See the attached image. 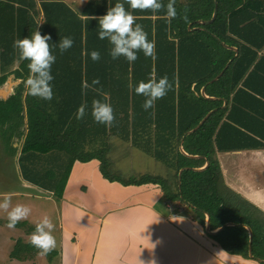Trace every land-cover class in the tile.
<instances>
[{"label": "trees", "instance_id": "16d2710c", "mask_svg": "<svg viewBox=\"0 0 264 264\" xmlns=\"http://www.w3.org/2000/svg\"><path fill=\"white\" fill-rule=\"evenodd\" d=\"M116 2L87 0L78 14L62 0H0V86L10 75L20 80L14 93L0 100V124L25 121L17 160L23 180L60 200L73 164L96 160L110 183L156 185L164 205L189 210L203 227L207 213L211 231L223 227L208 235L219 247L264 264V213L224 184L216 158L217 151L264 148V0H176L175 19L164 12L133 11L126 4L156 46L155 59L140 52L134 63L113 60L110 43L98 39V19H90L105 15ZM215 8L212 23L198 24L210 20ZM38 20V30L51 36V45L63 37L74 40L62 55L53 50L51 101L27 94L28 62L19 60L12 46L30 37ZM93 50L101 54L98 62L91 60ZM153 72L157 79L167 75L173 88L145 111V97L136 95L134 87ZM94 79L100 83L84 87ZM203 87L208 98L200 94ZM94 99L113 107L112 126L94 122ZM82 104L86 115L77 119ZM115 138L164 165L167 174L118 175L110 156ZM181 142L188 155L201 158L183 155ZM206 162L205 169L194 170Z\"/></svg>", "mask_w": 264, "mask_h": 264}, {"label": "crops", "instance_id": "0c3cea01", "mask_svg": "<svg viewBox=\"0 0 264 264\" xmlns=\"http://www.w3.org/2000/svg\"><path fill=\"white\" fill-rule=\"evenodd\" d=\"M24 123L0 124V151L6 148V155H13L16 168V175L0 169V181L12 185L2 184L0 200L10 193L12 206L31 209L28 219L14 229L7 227V213L0 211V264H259L226 253L192 212L164 205L158 186L108 182L96 160L73 164L60 200L32 186L23 180L17 164ZM216 158L224 184L264 213V148L217 151ZM44 216L54 223L57 241L48 255H40L29 241Z\"/></svg>", "mask_w": 264, "mask_h": 264}, {"label": "clouds", "instance_id": "9594fccd", "mask_svg": "<svg viewBox=\"0 0 264 264\" xmlns=\"http://www.w3.org/2000/svg\"><path fill=\"white\" fill-rule=\"evenodd\" d=\"M133 11L150 12L158 14L164 12L169 18H177L176 0H168L167 4L163 0H118L114 7H109L106 14L98 19V39L107 40L112 46L110 56L113 60L123 57L127 62L134 63L139 57L138 53L143 52L146 58H156V46L148 39V33L143 25L136 22V17L132 11L126 9L125 5ZM182 19L187 20V15ZM50 35H42L38 27L31 33L30 37L17 39L13 42L19 60L27 61L29 75L25 80V90L28 95L37 97L45 101L53 99L52 67L56 63L54 49H59L60 54H64L74 45L71 37H63L56 45H51ZM91 60L98 62L101 59L99 51L93 50L90 53ZM100 83L99 79H94L92 85L85 84L84 87H92ZM132 86L130 85V88ZM173 88V83L169 81L167 75L157 79L155 73H151L147 82L140 81L135 87V94L145 97L142 105L145 111L155 107L156 101L163 99ZM102 93V89H95ZM106 95V94H103ZM87 105L82 104L77 110V119H83L86 115ZM91 116L97 124L112 126L116 117L113 107L100 99H94L91 105ZM0 211L7 213L9 229H14L16 225L28 219L31 209L22 204L12 206V196L5 193L0 200ZM55 225L48 216H44L35 225V230L30 234V244L39 251L40 255H48L57 247V241L52 234Z\"/></svg>", "mask_w": 264, "mask_h": 264}, {"label": "rangeland", "instance_id": "374dc122", "mask_svg": "<svg viewBox=\"0 0 264 264\" xmlns=\"http://www.w3.org/2000/svg\"><path fill=\"white\" fill-rule=\"evenodd\" d=\"M69 7H71L76 13H80L86 0H63ZM16 64L13 66L15 67ZM8 79V78H7ZM9 80L15 82L13 77L9 76ZM5 85V84H4ZM17 86V85H16ZM15 86V87H16ZM14 88V87H13ZM1 139V137H0ZM2 139L0 140V150L2 149ZM111 160L113 161L114 171L118 175L126 176L127 174L135 173L136 171L141 172H154L155 174L165 176L167 169L161 163L155 161L151 157L142 153L141 151L131 148L129 144L120 140L113 139L111 142ZM6 148L0 151L2 157L0 158V169L3 171L10 172L16 175L15 164L13 163V155H6ZM18 164V163H17ZM3 185L11 187L12 185H6L0 181V187Z\"/></svg>", "mask_w": 264, "mask_h": 264}, {"label": "water", "instance_id": "95a60500", "mask_svg": "<svg viewBox=\"0 0 264 264\" xmlns=\"http://www.w3.org/2000/svg\"><path fill=\"white\" fill-rule=\"evenodd\" d=\"M216 10H217V9L215 8L214 13H213V15H212V18H211L210 20H208V21H198V24H200V25H208V24L212 23L213 20H214L215 17H216ZM221 44H222L223 46H225L226 48H229V49H231V50L237 52V49H236L235 47H229V46L225 45L223 42H221ZM219 76H220V75H219ZM219 76H217L214 80H216ZM10 77H13V78H14L13 75H10ZM19 83H20L19 80H15V82H12L11 80H9V77H8V79H7L6 82H5V85L0 86V100H3V101L7 100V98H8L7 96H8L9 94H11V92H12V90H13V87L16 86V85H18ZM200 94H201L202 97H204V98H208V97L206 96V94H205L204 87L201 89ZM211 99H214V98H211ZM223 102H224V104H225V100H223ZM208 116H209V114L206 115V116L204 117V119L200 122V124H201V123H202V122H203ZM197 128H198V126L195 127L194 129H192L191 131L187 132L186 135L189 134V133H191V132H193V131H195ZM181 144H182V142L180 143L179 151H180L183 155H185V156H187V157H189V158H200V156H191V155H188V154L183 150V147L181 146ZM207 165H208V162H206V164L204 165V167L199 168V169H194V170H196V171H201V170L205 169V168L207 167ZM181 171H182V170H181ZM181 171H180V172H181ZM192 207H193V206H192ZM193 208H194V207H193ZM205 216H206V221H205V231H206L208 234H210V235L216 234L218 231H220V230L223 228V227H220V228L217 229L216 231H211V230L209 229V215H208L207 213H205ZM232 225H233L232 223H228V224H226L225 226H232ZM246 228H247V227H246ZM247 230H248V232H249V243H251V239H252V236H251V235H252V233H251V231H250L249 228H247ZM249 256L252 257V254H251L250 248H249ZM257 261H258V262H261L262 260L257 259Z\"/></svg>", "mask_w": 264, "mask_h": 264}, {"label": "flooded vegetation", "instance_id": "af4514ba", "mask_svg": "<svg viewBox=\"0 0 264 264\" xmlns=\"http://www.w3.org/2000/svg\"><path fill=\"white\" fill-rule=\"evenodd\" d=\"M10 152H13L12 150L9 149Z\"/></svg>", "mask_w": 264, "mask_h": 264}]
</instances>
